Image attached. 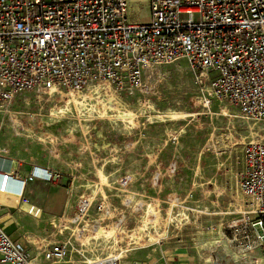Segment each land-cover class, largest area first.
I'll list each match as a JSON object with an SVG mask.
<instances>
[{
	"label": "rangeland",
	"instance_id": "rangeland-1",
	"mask_svg": "<svg viewBox=\"0 0 264 264\" xmlns=\"http://www.w3.org/2000/svg\"><path fill=\"white\" fill-rule=\"evenodd\" d=\"M150 17L149 5L132 4L131 21ZM205 77L182 60L150 70L128 96L93 85L0 107L1 154L49 167L69 192L55 221L15 212L14 237H29L32 251L37 239L61 242L64 264L119 254L121 264H163L185 249L197 264H264L261 250H246L256 218L239 189L245 148L263 132ZM107 227L116 235H97Z\"/></svg>",
	"mask_w": 264,
	"mask_h": 264
},
{
	"label": "built area",
	"instance_id": "built-area-1",
	"mask_svg": "<svg viewBox=\"0 0 264 264\" xmlns=\"http://www.w3.org/2000/svg\"><path fill=\"white\" fill-rule=\"evenodd\" d=\"M148 3L150 21L138 23L128 0H0V107L27 92L80 95L93 85L128 96L150 70L186 61L206 75L213 96L263 132L245 148L239 189L256 218L246 250L264 249V0ZM13 164L0 151L5 182ZM31 175L61 179L49 167L33 166ZM30 243L0 228V264L65 263L61 242L37 239L34 251Z\"/></svg>",
	"mask_w": 264,
	"mask_h": 264
},
{
	"label": "crops",
	"instance_id": "crops-1",
	"mask_svg": "<svg viewBox=\"0 0 264 264\" xmlns=\"http://www.w3.org/2000/svg\"><path fill=\"white\" fill-rule=\"evenodd\" d=\"M130 9L132 4L149 5L148 0H128ZM130 14V11H129ZM139 23V22H138ZM46 168L45 166H36ZM33 166L26 165L21 167L14 162L11 165V170L15 174L11 175L5 182L0 175V228L9 235H14V230L17 227L15 221V212H24L34 218L39 217H60L68 210L69 192L61 183L46 182L40 179L33 178L31 170ZM10 170V168H7ZM24 180V188L22 183L19 184L17 179ZM24 202L33 205L32 211L28 213L23 211ZM261 250V251H260ZM264 253V249H259V253ZM263 256V255H262ZM264 261V258L261 257ZM262 263V262H261ZM163 264H197V257L187 249L181 250L169 259H164Z\"/></svg>",
	"mask_w": 264,
	"mask_h": 264
},
{
	"label": "bare ground",
	"instance_id": "bare-ground-1",
	"mask_svg": "<svg viewBox=\"0 0 264 264\" xmlns=\"http://www.w3.org/2000/svg\"><path fill=\"white\" fill-rule=\"evenodd\" d=\"M74 96V95H73ZM75 98L76 97H74V99H73V102L75 103V105L76 106H78V103H77V101L75 100ZM83 106V105H82ZM81 106V107H82ZM85 106V105H84ZM83 108V107H82ZM168 115H166V116H164V115H162V116H158V118H163V117H167ZM168 117H179L177 114H171V116H168ZM11 177V176H10ZM117 230H115V229H112V228H99V229H97V235H99V234H102V235H106V236H112V235H116V232ZM152 239V238H151ZM140 240V239H139ZM115 254V253H114ZM119 254V253H118ZM116 255V254H115ZM122 258V256H121V254H119V255H116V256H112L109 260H107V258L106 259H102V260H106V262H107V264H112V262L116 259H121ZM99 261H101V259H98L97 261H90L89 260V262L88 263H91V264H93L94 262H96V263H98ZM212 262V259H208V260H206V263H211Z\"/></svg>",
	"mask_w": 264,
	"mask_h": 264
}]
</instances>
